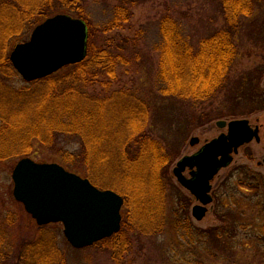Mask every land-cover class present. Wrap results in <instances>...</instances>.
<instances>
[{
  "label": "trees",
  "instance_id": "trees-1",
  "mask_svg": "<svg viewBox=\"0 0 264 264\" xmlns=\"http://www.w3.org/2000/svg\"><path fill=\"white\" fill-rule=\"evenodd\" d=\"M77 1L79 0H48V4L45 0H0V24L9 15H15V18L19 15L21 19L25 17L27 19H24L23 26H34L59 12L75 14L77 8L73 4ZM135 2L136 0H118L113 7L112 21L104 25L101 33H108L109 30L128 23L131 6ZM219 4L222 25L201 37L196 47L185 36L183 24L169 14L161 18L160 41L156 46L158 66L155 82L159 85L156 100L144 99L139 94L136 96V93L127 89L111 91L108 87L110 82L117 80L118 65L125 66L128 61L132 64L134 59L138 61L142 56L140 31L132 36L116 33L111 38L101 37V42L94 46L90 42L85 59L65 66L60 71L62 73L56 72L32 82L22 80L8 58H5L7 64L0 66V160L9 158L13 151L16 152L15 155L29 156L27 146L30 148L32 138H38L48 147L57 142L74 141L79 145L78 151L65 150L62 155L68 169L86 176L97 187L113 188L107 181L111 180V170L114 167L125 169L124 174L133 182L130 188L140 198L134 202L137 205L135 208L140 209L142 214L137 215L134 224L132 222L133 227L124 235L127 238L122 240L120 232L127 223L123 220V214L120 230L92 245L110 242L114 259L128 253L138 236L151 239L162 234L167 225L165 187L162 180L169 174V165L173 159H167V154H156V148L165 146L161 143L169 136L163 134L165 139L156 138L150 132L152 123L157 119L149 117V113H160L162 107L169 105L173 98L190 101L192 104L205 103L210 94L221 87L230 67L229 51L234 46L230 40L236 32L264 31V0H220ZM259 11L263 14L261 20L248 23ZM13 23L14 21L9 25ZM19 30L20 33L23 31L22 28ZM3 31L0 33L1 37H11L9 29ZM18 35L14 33V36ZM89 37H92V33H89ZM3 74L17 78L22 84H26L25 87L15 90L7 80L2 81ZM97 81L101 87L99 93L92 89ZM42 83L47 86L36 90L28 86ZM184 114L186 115L180 113L179 116L185 120L188 130L193 125L192 121L207 119L202 113L193 117L191 113H187V118ZM151 141L153 144H149ZM142 151L147 153L150 172H142L146 156ZM117 191L127 204L128 195L125 191ZM179 202L182 204L181 211L177 210V206L171 212L172 225L180 236L179 250L173 257L163 256L161 264H208L206 257L220 260L229 248L228 245L233 246L229 240L235 237L242 226H239L233 214L221 211L217 212L219 224L210 227L196 226L189 216V203L183 204L182 199ZM134 232L137 235L135 237ZM2 242L0 239V262L7 255L6 250H1ZM180 248L184 251L180 252ZM28 250L22 251L20 255L26 263L34 260L38 264H64L57 261L56 254L50 261L45 250L41 253Z\"/></svg>",
  "mask_w": 264,
  "mask_h": 264
},
{
  "label": "rangeland",
  "instance_id": "rangeland-1",
  "mask_svg": "<svg viewBox=\"0 0 264 264\" xmlns=\"http://www.w3.org/2000/svg\"><path fill=\"white\" fill-rule=\"evenodd\" d=\"M47 1L48 0H45V3ZM219 1L220 0H136L135 4L131 6V15L128 23L109 30L108 33H101V30L110 20L112 21L114 15L113 7L117 4L118 0H79L73 4L74 7L77 8V12L75 14H67L73 17H80L88 23V43L91 42L92 46L100 43V39L105 37L111 38V36L116 33L121 36H132L140 31L142 56L139 57L140 59L138 61L134 59L132 64L128 61V64L125 66L118 65L116 69L117 80L110 82L108 87L111 91L127 89L134 94L136 93V96L139 94V96L144 99L156 100L155 95L159 88L158 83L155 82L158 66V52L156 46L160 41L161 18L165 14H169L183 24L185 36H187L196 47L201 37L208 35L211 31L222 25L223 18ZM262 16V12L259 11V14L257 13V15L251 17L247 22L255 23L261 20L260 18ZM24 19L27 18L24 17L21 19L19 15L17 18H15V15L12 17L9 15L6 20L4 19V23L1 22L0 33H3V30L9 29L11 31V37L0 36V66L7 64L5 58H8L10 61L9 56L14 45L27 40L31 31L36 26V24L34 26L29 24L23 26V23H25ZM13 21V25H9V23ZM248 23H246L247 28L249 27ZM21 28L23 31L20 33L19 29ZM14 33L19 34V37L14 36ZM89 33H92V37H89ZM63 69L64 67L57 72ZM3 71L7 74L5 70ZM62 75L65 76L66 74ZM1 77L2 81L5 82L7 80L15 90H20V88L26 85L22 84L17 78L7 77L5 74L1 75ZM20 78L24 80L22 77ZM95 80L93 81L95 82ZM28 86L36 90L38 87H45L47 85L46 83H42L41 85L29 84ZM92 89L97 93L101 91L98 81L95 86H92ZM178 100L175 98L171 99L169 105L163 106L160 113H149V117H155L157 119V121L154 120V123H152L150 132L156 135V138L161 137L165 139L166 137L163 134H166V136H169V140L172 139L169 141L166 138L164 143H161V145L165 146H159V149L156 148V152L158 151L156 154H167V159H173L169 165V174L162 180L163 186L165 187L164 205L167 219V225L162 234L151 237V239L150 237L145 238L143 236H138V239H135L131 244L128 253H123L114 259L112 255L113 246L110 242L98 246L74 248L66 240L61 223L52 222L42 226L38 225L31 215L25 211L23 204L13 197V180L11 176L13 167L20 158L30 157L36 162H56L63 165L67 170H70L66 167L63 160V151H78L79 145L74 141L71 143L57 142L53 146L48 147L44 146L38 138H32L30 141V148L27 146L29 149L27 150L30 154L29 156L15 155L16 152L13 153V151L9 154V158L0 160V239L3 240L1 250H6L7 254L6 259H3L0 264H38L34 260L29 261V263L22 260L20 256L21 252H24L26 249H29L28 252L32 251L39 253L45 250V252H47V258L50 261L54 254H56L57 261L64 264H161L163 256L167 257L169 255L173 257L175 252L179 250L178 245L180 236L172 225L171 212L177 206V210L179 212L181 211L182 204L179 202L180 199L183 200V204H186V202L189 203L187 205V207H189V216L192 223L196 226L210 227L219 224L220 220L217 218L218 211L216 208H219L221 205L224 208L223 213L230 212V210L234 211L233 217L239 226H242L237 230L235 237L229 240V243H232L233 246L231 247V244L228 245L229 248L226 250L223 257H221L220 260H211L206 257V263L264 264V237L256 230L257 225H263L264 216L261 217L262 214L259 213L255 205V192L245 185H239L238 180L241 174L238 173V171H233L234 176L228 182L227 187L222 189L225 195L221 199L222 203L214 201L212 205H208V211L201 220H196L191 216V206L198 202L192 201L188 191L177 183L172 169L182 156L191 154L206 140L218 135L220 129L215 126L214 122L216 119L222 118L223 113L218 112L220 106L219 96L216 101H214V112L208 115L207 113L212 109H209L210 105L207 101L203 104H192L190 101ZM180 113H186V115L184 114L186 118L187 113H191L192 117L202 113V116L204 115L206 118H210V121L200 122L199 120L201 119H198L196 122L192 121L193 127L191 126L188 130L185 120H182L179 116ZM188 116L191 117L189 114ZM189 122L192 123L191 121ZM192 136L199 137V144L195 146L190 145L189 140ZM152 142L153 141L149 142V144H153ZM142 153L146 156L144 157V164L141 168L143 171H141L145 173L150 172L147 153L143 151ZM241 154L240 152L234 157L233 166L231 167L246 162V159ZM114 170H116V173H114ZM124 173H126L125 169L114 167V169L111 170V180L107 181L111 183V187L113 188L99 187L101 189H112L117 193H119L117 190L125 191L126 195H128L127 204L123 203L121 208V215L124 214L125 216L123 220L127 221L120 230V232H122V234L120 233L121 237L123 236L122 240H125L126 236L124 235H127L131 230L137 215L140 213V209L135 208L137 205L134 203L136 199H140L139 195L135 190L133 192L130 188L133 182L130 177H127ZM186 174H188L187 170L185 171V175ZM221 178L222 173H219L212 183L217 185L220 183ZM187 198H189V200ZM133 204L135 206H133ZM123 220L121 219V223ZM134 227L136 226L134 225ZM134 234H136V232H134L133 235ZM135 236L137 235H134V237ZM27 244L29 246H27ZM183 251L184 250L182 249L181 251L180 248V252ZM59 258L63 259L60 260Z\"/></svg>",
  "mask_w": 264,
  "mask_h": 264
},
{
  "label": "water",
  "instance_id": "water-1",
  "mask_svg": "<svg viewBox=\"0 0 264 264\" xmlns=\"http://www.w3.org/2000/svg\"><path fill=\"white\" fill-rule=\"evenodd\" d=\"M88 26L84 19L57 13L37 24L27 40L16 43L10 61L27 82L49 76L66 65L78 63L87 56ZM224 121H217L219 126ZM245 120L230 122L229 140L222 135L206 142L190 155L182 156L172 169L177 182L199 201L191 209L201 220L211 202L209 181L231 160V151L245 140L244 133L235 134V127ZM191 137L190 145L198 142ZM221 156V158H219ZM196 167L191 177L186 168ZM13 197L38 225L59 222L63 234L74 248H84L110 237L121 227L123 197L112 189H100L87 177L67 170L56 162H36L20 158L12 170Z\"/></svg>",
  "mask_w": 264,
  "mask_h": 264
},
{
  "label": "flooded vegetation",
  "instance_id": "flooded-vegetation-1",
  "mask_svg": "<svg viewBox=\"0 0 264 264\" xmlns=\"http://www.w3.org/2000/svg\"><path fill=\"white\" fill-rule=\"evenodd\" d=\"M230 41L234 45L229 51L230 67L225 74L221 87L213 91L206 100L210 105L209 109H212L207 113L208 115L214 112V101L218 96L220 97L218 112L223 113V117L216 119L214 122L220 132L218 135L206 140L202 145L219 135H222L228 141L229 132L231 133L230 122L236 120L246 121L244 125L240 124L241 129L235 127V134L241 135L244 133L247 140L237 147L236 152L231 151L229 153L231 155L230 162L222 166L209 181L211 186L209 194L212 200L206 205V208L208 205H212L214 201L222 203L221 199L225 196L222 189L227 187L228 182L234 176L233 171H238L241 174L238 180L239 185H245L255 192V205L262 217L264 216V31L241 30L236 32L234 38ZM208 121H210V118L205 120V122ZM217 121H224V123L219 126ZM199 142L200 139L191 146H195ZM200 147L191 154L197 152ZM240 152L246 162L231 167L233 166L234 157ZM186 170L188 174L185 175ZM194 170H196L195 166L186 168L183 173L190 178V172ZM219 173H222L221 181L214 185L212 181ZM188 193L192 201L199 203L194 195L189 191ZM198 203L192 204L191 209ZM216 209L218 212L224 211L222 205ZM207 211L208 208L206 213ZM230 212L234 213L231 210ZM256 228L258 233L264 237V223L263 225H257Z\"/></svg>",
  "mask_w": 264,
  "mask_h": 264
}]
</instances>
